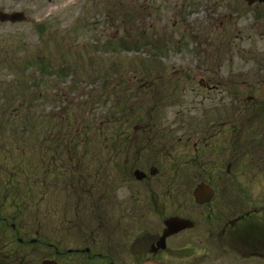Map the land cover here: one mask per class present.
Segmentation results:
<instances>
[{"label":"rangeland","instance_id":"rangeland-1","mask_svg":"<svg viewBox=\"0 0 264 264\" xmlns=\"http://www.w3.org/2000/svg\"><path fill=\"white\" fill-rule=\"evenodd\" d=\"M22 1L0 0V10L24 9L28 15L27 21L16 24L0 21V110L10 107L5 101L12 95L10 91L15 88L22 91L20 82H26L23 86L26 93L21 92L25 96L19 99L24 105L20 118L25 126L31 128L35 117L45 137H49L55 127L64 128V125L73 124L80 130L79 144L88 139L92 143L88 148L91 154L102 153L101 120L109 112L114 113L106 105L121 101L136 107L141 101L150 99L144 96L146 89L143 84L147 82L156 85V90L170 99L173 97L170 95L172 90L176 88L180 91L183 88L184 85L178 83L180 80L186 79L188 74H195L196 68L206 69L208 66L210 78L223 79L222 91H216V96L212 95L202 104V98L189 91L182 95L174 93L176 97L184 98V106H213L214 119H222L224 113L217 110L258 104L248 100L252 94L245 92L243 85L250 87L255 84V81L248 80H253L259 72L257 58L264 60V40L258 37L260 32L264 34V28L257 25L256 28L254 18H248L252 9L246 0ZM263 24L262 21L260 25ZM40 26H45L43 35L39 31ZM122 40L129 43L139 41L143 45L153 41L157 47L161 42L165 46L164 54L160 49L155 51L153 46H143L138 51L125 50L119 47ZM35 60L49 64V73L39 69ZM142 62L150 65L149 68L142 67ZM198 86L195 84L188 89L196 88L199 91ZM199 93L205 95L207 92ZM177 111L176 106H166L163 113L172 115ZM7 117L0 115V179L11 176L15 165H19L21 170L26 168L28 172L27 167L33 159L39 158L44 165L50 163L46 156L49 142L46 144L44 141L43 145L35 143V135H29L32 133L30 128L27 135L22 129L20 133V130L8 126L4 120ZM84 124L92 128L84 131ZM72 141L77 143L73 138ZM81 148L79 154L71 152L74 163L68 159V150L64 152L54 148L53 152H49L54 155L59 153L60 157L54 162L60 161L59 165L63 166L58 167L62 177L71 172L70 165H81L80 161L77 162L79 155L80 158L83 156L82 162L86 159V166L94 164L91 170L92 167H101L95 165L101 160L96 161L95 156L91 157L85 146ZM38 152L42 153V157ZM20 176L23 184L27 183L26 176ZM28 178L34 197L28 199L29 208H25L23 216L16 219L24 224V232H32L29 237H33L37 230H41L42 239H50L62 248L77 245V230L75 227L69 229L70 220L77 218L73 200L75 187L66 189V181L62 179L55 187L57 178L46 175L40 183L38 172ZM240 180L244 186L249 183L246 177ZM221 185L222 181L220 188ZM253 187L254 193L245 196L248 200L244 209H262L258 218L263 223L264 179L253 182ZM5 193L4 185L0 184L1 198ZM178 199L179 203H183V196ZM23 201L26 202L25 199ZM221 203L222 214L227 218L233 219L242 212L222 191ZM5 209L7 214L15 213L11 202ZM87 209L89 213V206ZM69 234L72 239H63ZM45 254L48 252L42 249L39 262ZM226 257L227 264L255 263L254 260H238L233 252Z\"/></svg>","mask_w":264,"mask_h":264},{"label":"flooded vegetation","instance_id":"flooded-vegetation-1","mask_svg":"<svg viewBox=\"0 0 264 264\" xmlns=\"http://www.w3.org/2000/svg\"><path fill=\"white\" fill-rule=\"evenodd\" d=\"M246 2L252 9L248 18L264 28V0ZM19 10L24 11H11ZM258 37L264 40L261 32ZM257 59L259 72L248 80L255 84L243 86L252 94L248 100L259 105L217 110L224 113L222 119H214L213 106H184V98L174 94L189 91L202 98L201 104L216 96L223 79L210 78L209 66L180 80L182 91L175 88L170 99L147 82L144 96L150 99L136 107L121 101L106 105L114 113L101 120L102 153L91 154L92 143L84 140L85 150L101 160L95 164L101 167L91 170L94 164L80 160L62 179L66 189L75 187L77 218L70 220L69 229L76 228L77 245L62 248L38 239L39 231L29 237L33 233L24 232L16 213L29 208L32 191L28 187L23 192L16 175L1 178L7 193L0 195V264H42L49 259L58 264H227L232 252L238 260L264 264V222L258 218L262 209H244L245 196L254 193L253 182L264 179V60ZM195 84L199 91L188 89ZM166 106L178 111L164 114ZM221 191L241 214L233 219L222 214ZM7 200L13 215L5 212ZM42 249L48 254L39 262Z\"/></svg>","mask_w":264,"mask_h":264},{"label":"trees","instance_id":"trees-1","mask_svg":"<svg viewBox=\"0 0 264 264\" xmlns=\"http://www.w3.org/2000/svg\"><path fill=\"white\" fill-rule=\"evenodd\" d=\"M38 28H39L40 34L43 35L44 34V31H45V27L44 26H40ZM147 42H148V44L143 45L139 41L134 42V43H129L126 40V41L120 42L121 44L119 45V47H122L125 50L128 49V50H132V51L133 50L138 51V49L142 48L143 46H153L154 49H155V51H158V49H160V52L161 53L163 52V48L165 46H163L161 44V42L158 43L159 44V47H157L156 42H153V41L152 42L151 41H147ZM157 54H158V52H157ZM163 54H164V52H163ZM35 64L37 65V67L39 69H42L43 72H45V73L48 72L49 73V67L50 66H49V64H47L43 60H41L40 62H38L37 60H35ZM141 64H142V67L143 66L144 67L145 66L146 67L148 66V68H149V66H150V65H148L145 62H142ZM28 65H29V63L27 64V66ZM144 70H146V69L144 68ZM143 74H144V72H143ZM25 84H26V82H24V81L20 82V85H21L20 87H21V89H22V91L24 93H26V91L24 89L25 87H23V86H25ZM22 91H20L19 89L16 90V88H15V90H11L10 91L12 93V95L10 97L8 96V99L9 98L10 99L9 100L8 99H5V101L6 100L8 101V104L10 105V107L7 108L6 110H0V115H2V116H7L8 115V117L6 119H4V120H6L8 126L9 127H12L13 126V129L16 130V131H19L20 130V133H21V129H22L23 130L22 132L27 135V132H29V129L28 128H30V127H27L28 125L25 126L24 122H22V120L20 118L21 117V114H22L20 112L22 111L24 105L21 104V102H19V99H20V97L25 96V95H23L21 93ZM17 102H19V106L16 107ZM32 102H33V105H34L35 104L34 100ZM31 122H32V120H31ZM32 124L34 126H32L30 128V132H32V133H29V135L30 136L32 134L35 135V143H39V144L43 145L44 144V141H45L46 144H47V142H49V144L46 145V152H47L46 156L51 161H50V163L47 162L46 163L47 165H44L39 158H38V160H36V159L34 160L33 159L34 162L31 161L29 163V167H27V168H29V171L28 172H27V169L26 168L25 169L23 168L21 170L20 167H19V165H15L16 166L15 167L16 169L14 170V172L12 173V175L13 176L16 175V176L19 177L21 174L22 175L24 174L26 176L25 178L27 180H25V181H27V183H24L23 184V189L22 190L24 192L25 189H28V187H29L30 190L33 193V194H31V197H34V191L32 190L31 180L28 178V177H30V175H33V177H34L35 173L38 172V176L40 178V183H41L42 179L45 180V178H44L45 175H46V177H55V178H57L56 179V182H55V187H56V185L60 184V180L64 178V177H62L63 174H59L58 173L59 172V170H58V167H59L58 164H59L60 161L59 162H54L55 160H57L60 157L59 153H55V155H54V154L49 153V152L50 151L53 152L54 148H55V150H57L59 148L60 150H62L64 152H65L66 149H70V153L69 154H71V152H72V154H79L78 153V150H81L82 149L81 147L84 148V146H86V145H85L84 142H83V144H79V140H81V137H80V134L78 133V131H80V130H79V128L74 127L73 124H69V126L68 125L67 126L64 125V128L63 127H60V128L59 127H55L56 129H54V131H51V133L53 132L54 134L53 133L52 134L50 133L49 137H45L46 134L45 135L43 133L41 134V132H40L41 131L40 130L41 128L38 127V123H37V120H36L35 117H34V123H32ZM84 126L86 127L85 124H84ZM91 128H92L91 126H88V127L84 128V131H86V130L89 131ZM67 131H68L69 134L67 133ZM18 135H20V134H18ZM20 136H24V135H20ZM28 138L30 139L29 136H28ZM72 138H73L74 141H77L76 144H74L73 142H71L72 141ZM32 150H33V148L30 149L31 152H32ZM39 150H40V145H39L38 151ZM38 154H39V156L42 155L39 152H38ZM82 159L83 158H80V155H79V159L77 161H80ZM44 167H45V171L42 172V170H43ZM13 189H15V188H12L11 190L14 191ZM23 200H24V198H23ZM19 207H21V206H19ZM24 210H25V208L20 211V212H23L22 214L20 212H18V210H17V213H16L17 214V218L23 216ZM37 231H39V230H37ZM39 232L41 233V236H42L43 233L41 232V230Z\"/></svg>","mask_w":264,"mask_h":264},{"label":"water","instance_id":"water-1","mask_svg":"<svg viewBox=\"0 0 264 264\" xmlns=\"http://www.w3.org/2000/svg\"><path fill=\"white\" fill-rule=\"evenodd\" d=\"M249 3H253L256 0H248ZM263 1V0H260ZM0 19L2 22H5L6 20H10L12 22H16V21H23L26 18H24L22 13L19 12H15V14H9L7 12H0ZM263 91H264V86H263ZM43 264H58L55 260H45L43 262Z\"/></svg>","mask_w":264,"mask_h":264}]
</instances>
